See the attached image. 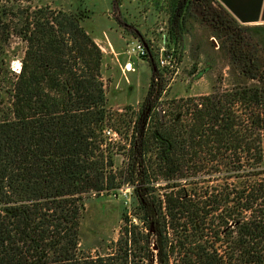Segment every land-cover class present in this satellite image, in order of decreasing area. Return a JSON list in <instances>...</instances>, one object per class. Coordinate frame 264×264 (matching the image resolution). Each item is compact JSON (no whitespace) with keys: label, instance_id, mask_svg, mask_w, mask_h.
Returning a JSON list of instances; mask_svg holds the SVG:
<instances>
[{"label":"trees","instance_id":"16d2710c","mask_svg":"<svg viewBox=\"0 0 264 264\" xmlns=\"http://www.w3.org/2000/svg\"><path fill=\"white\" fill-rule=\"evenodd\" d=\"M213 3L173 0L167 46L196 18L238 82L162 100L168 69L147 44L151 76L131 120L108 108L83 10L0 4V264H264V51ZM125 187L135 203L117 240L85 251L86 198Z\"/></svg>","mask_w":264,"mask_h":264},{"label":"rangeland","instance_id":"374dc122","mask_svg":"<svg viewBox=\"0 0 264 264\" xmlns=\"http://www.w3.org/2000/svg\"><path fill=\"white\" fill-rule=\"evenodd\" d=\"M13 1L0 0V4L8 7ZM19 3L47 4L70 12L80 9L88 15L83 25L104 55L102 77L108 108L123 111L128 120L142 102L151 76L148 61L127 53L134 41L148 44L157 56L159 52L177 51L172 66L164 74L167 83L162 100L208 94L215 87L228 88L240 79L221 56L218 40L192 16L186 19L182 43L175 50L167 46L173 0H19ZM250 32L264 51V26H250ZM6 49L10 67L18 70L24 44L13 38ZM127 132L119 135L122 144L126 143L124 137L129 136L130 130ZM115 157L120 164L122 156ZM134 203L130 187L117 193L89 195L80 225L81 247L92 254L105 252L119 236L123 209L131 213Z\"/></svg>","mask_w":264,"mask_h":264},{"label":"crops","instance_id":"0c3cea01","mask_svg":"<svg viewBox=\"0 0 264 264\" xmlns=\"http://www.w3.org/2000/svg\"><path fill=\"white\" fill-rule=\"evenodd\" d=\"M239 24L264 26V0H214Z\"/></svg>","mask_w":264,"mask_h":264},{"label":"built area","instance_id":"2783aa9c","mask_svg":"<svg viewBox=\"0 0 264 264\" xmlns=\"http://www.w3.org/2000/svg\"><path fill=\"white\" fill-rule=\"evenodd\" d=\"M216 44V41H214ZM146 45L140 41H134L129 45V49L127 50V53L129 55H137L140 57H143L146 55ZM173 64V58L170 52H159L158 54V65L161 68H168L171 67ZM104 134L106 137H108V139H116L117 138V134L112 131L111 129H106L104 131Z\"/></svg>","mask_w":264,"mask_h":264}]
</instances>
